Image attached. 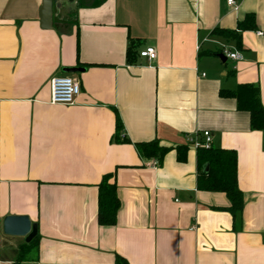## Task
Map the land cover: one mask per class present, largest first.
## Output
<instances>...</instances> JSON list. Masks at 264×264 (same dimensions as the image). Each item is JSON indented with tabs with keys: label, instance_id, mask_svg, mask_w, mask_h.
<instances>
[{
	"label": "crops",
	"instance_id": "obj_1",
	"mask_svg": "<svg viewBox=\"0 0 264 264\" xmlns=\"http://www.w3.org/2000/svg\"><path fill=\"white\" fill-rule=\"evenodd\" d=\"M97 1L52 0L44 29L41 0H0V264H13L24 242L2 233L8 214L37 225L34 251L17 264H264L263 133L219 95L251 83L264 107V0H235L236 9L226 0ZM246 13L256 26L241 32L240 49L212 32ZM128 37L138 41L131 63ZM145 47L153 60L137 54ZM225 47L242 59L222 60ZM58 75L79 85L70 105L50 103ZM114 110L130 142L112 140ZM196 130L236 152V225L223 192L196 186L197 148L186 141ZM153 139L183 146L184 159L171 149L151 164L133 143ZM107 172L120 202L112 226L97 223Z\"/></svg>",
	"mask_w": 264,
	"mask_h": 264
},
{
	"label": "trees",
	"instance_id": "obj_2",
	"mask_svg": "<svg viewBox=\"0 0 264 264\" xmlns=\"http://www.w3.org/2000/svg\"><path fill=\"white\" fill-rule=\"evenodd\" d=\"M103 0H98L97 3ZM255 18L253 13H246L244 17L237 22L234 29L215 28L213 33L223 36L234 41L236 48H241V32L244 30L255 28ZM138 44L136 39L128 37L126 49V61L134 62L136 52L135 48ZM219 54L213 52L211 54ZM139 55V53H137ZM219 95L222 97L233 98L236 102L238 110L246 111L249 114V126L251 129L260 130L263 133L264 148V107L260 100L259 89L251 83H241L234 90L220 89ZM115 127L112 134V140L116 142H130L126 137L120 139L122 123L116 110ZM137 153L145 159L155 160L157 165L161 163L164 155L171 149H175L176 158L181 161L185 156V148L183 146H166L162 145L158 140L153 139L147 142L133 143ZM198 174L196 177V186L198 189L207 191L223 192L228 201L229 206L225 209L231 214L236 225L241 218L243 209L242 192L237 183V156L232 149L215 148L209 149L197 148ZM208 164V170L203 171V164ZM97 223L103 226H112L116 223L117 211L120 202L116 191V180L114 172L104 173L97 183ZM38 234L28 243L21 242L17 248L13 264H17L29 258L30 253L34 251ZM116 264H127V262L116 256Z\"/></svg>",
	"mask_w": 264,
	"mask_h": 264
},
{
	"label": "built area",
	"instance_id": "obj_3",
	"mask_svg": "<svg viewBox=\"0 0 264 264\" xmlns=\"http://www.w3.org/2000/svg\"><path fill=\"white\" fill-rule=\"evenodd\" d=\"M226 3L233 9L237 8L235 0H226ZM262 34L261 32L257 33ZM220 53L232 60H241L242 55L239 51H230L226 47L220 50ZM155 50L153 47H145L139 51L140 57H145L149 61L155 58ZM50 95L49 100L52 104L70 105L74 102L75 98L79 94V85L77 81L69 75H58L50 79L49 82ZM211 132L209 130L194 131L193 134L186 137L187 144L195 148L209 149L211 145ZM151 164L157 165L155 160L151 161Z\"/></svg>",
	"mask_w": 264,
	"mask_h": 264
},
{
	"label": "water",
	"instance_id": "obj_4",
	"mask_svg": "<svg viewBox=\"0 0 264 264\" xmlns=\"http://www.w3.org/2000/svg\"><path fill=\"white\" fill-rule=\"evenodd\" d=\"M52 0H41L40 6V26L44 29L50 28L51 25ZM222 60L225 55L219 54ZM81 70L79 68L66 69L67 72ZM205 171L208 170V164L205 163ZM1 230L4 235L22 237L24 242H30L37 234V225L31 222L26 215H5L1 219Z\"/></svg>",
	"mask_w": 264,
	"mask_h": 264
},
{
	"label": "rangeland",
	"instance_id": "obj_5",
	"mask_svg": "<svg viewBox=\"0 0 264 264\" xmlns=\"http://www.w3.org/2000/svg\"><path fill=\"white\" fill-rule=\"evenodd\" d=\"M16 241H19V242H21L22 240H16Z\"/></svg>",
	"mask_w": 264,
	"mask_h": 264
}]
</instances>
